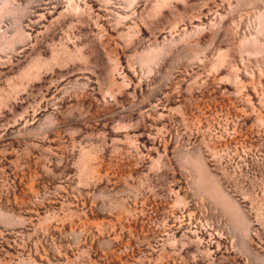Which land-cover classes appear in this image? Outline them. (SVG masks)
<instances>
[{"label":"rangeland","instance_id":"rangeland-1","mask_svg":"<svg viewBox=\"0 0 264 264\" xmlns=\"http://www.w3.org/2000/svg\"><path fill=\"white\" fill-rule=\"evenodd\" d=\"M0 264H264V0H0Z\"/></svg>","mask_w":264,"mask_h":264}]
</instances>
